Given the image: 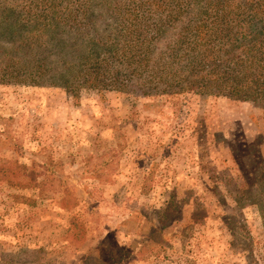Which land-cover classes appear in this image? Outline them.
Masks as SVG:
<instances>
[{
    "label": "rangeland",
    "instance_id": "1",
    "mask_svg": "<svg viewBox=\"0 0 264 264\" xmlns=\"http://www.w3.org/2000/svg\"><path fill=\"white\" fill-rule=\"evenodd\" d=\"M226 19L220 68L264 0H0V264H264V106L193 85Z\"/></svg>",
    "mask_w": 264,
    "mask_h": 264
},
{
    "label": "trees",
    "instance_id": "2",
    "mask_svg": "<svg viewBox=\"0 0 264 264\" xmlns=\"http://www.w3.org/2000/svg\"><path fill=\"white\" fill-rule=\"evenodd\" d=\"M216 6L217 10L219 8L222 9L221 4H217ZM48 14H50V17H48ZM223 17L225 16L223 15ZM47 19H49L50 21L45 23ZM59 19L61 18L56 16V13L54 11L53 13H47L42 18V23H44V27L49 26V24H52L53 27H50L48 30H46V32L52 34L53 30L63 27V25L66 24L57 21ZM66 19L70 22L71 17H64L62 20ZM215 22L209 25L210 28L206 29L207 32L204 33L203 37H200V35H195V43H199L197 42V40H199L200 42H204L206 45L205 50L214 53L197 54V57L201 56V58H211L212 63V67L205 74H202L201 70H195L193 75V77L195 78L193 81V85L197 86V92L218 97H225L240 102L262 104L264 106V20H248L251 28H258V33L253 36V38L255 39L253 45L254 53L251 51L252 49H245L241 57L232 56L231 59H228L236 60L237 62L235 64H233L232 66L224 65L222 68H220V65L217 64L218 59L215 58L216 54H218V57L222 54H224L225 56H229L232 53V50H235L237 48V45L235 46L234 44H236L239 39H237V34H229L234 28L231 25L233 21H228L226 19L224 22H218V24H216ZM34 39L36 40V42L29 43L28 45L30 46V48L36 47L38 51L39 49L49 47V40H47V38L42 41V36H36L34 37ZM224 39L227 40V44H231L229 48L230 50L224 51L222 50V46L215 50L216 40L223 41ZM72 68L73 67H70V70H72ZM107 70V65H93L88 70L82 71L84 72V74H81L80 77L83 79V84H86L88 88L98 87L100 84H104V81L110 78L109 75H105ZM102 72H105V74H101ZM63 74H70V71ZM39 75L42 74L40 73ZM59 77L60 79H63L66 76L61 74L59 75ZM53 86H57V84L53 83ZM67 87L68 83L66 85V88Z\"/></svg>",
    "mask_w": 264,
    "mask_h": 264
}]
</instances>
